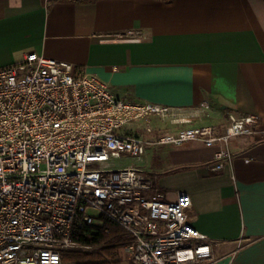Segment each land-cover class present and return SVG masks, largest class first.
Listing matches in <instances>:
<instances>
[{"label": "crops", "instance_id": "1", "mask_svg": "<svg viewBox=\"0 0 264 264\" xmlns=\"http://www.w3.org/2000/svg\"><path fill=\"white\" fill-rule=\"evenodd\" d=\"M127 30L144 38L107 36ZM27 52L68 61L121 99L176 108L178 128L258 114L255 134L230 139L231 165L212 170L213 148L187 141L152 177L168 200L190 194L207 264H264V0H0V67Z\"/></svg>", "mask_w": 264, "mask_h": 264}, {"label": "built area", "instance_id": "2", "mask_svg": "<svg viewBox=\"0 0 264 264\" xmlns=\"http://www.w3.org/2000/svg\"><path fill=\"white\" fill-rule=\"evenodd\" d=\"M107 36L144 38L140 30ZM176 110L121 99L96 75L36 52L0 67V264H74L69 253L98 248L82 241L84 229L105 222L128 235L119 248L128 264H207L211 248L190 223V194L168 200L149 172L110 159L140 157L153 142L199 141L213 148L211 169L219 171L232 163L230 139L255 134L260 117L229 112L221 128L138 135L152 129V118L182 124Z\"/></svg>", "mask_w": 264, "mask_h": 264}, {"label": "rangeland", "instance_id": "3", "mask_svg": "<svg viewBox=\"0 0 264 264\" xmlns=\"http://www.w3.org/2000/svg\"><path fill=\"white\" fill-rule=\"evenodd\" d=\"M133 124L138 125L139 122H134ZM129 126L131 127L132 125ZM151 126L152 129L150 131H143L141 127L137 129L138 135L148 140H157L164 131L174 132L179 125L174 124L170 119L160 120L158 118H152ZM188 143L191 144V142L182 145L153 142L146 145L145 152L142 156L137 157L130 153L122 152L119 156L111 158L110 164L112 167H123L128 164H135V166L150 172L153 176L157 174L159 166L168 167L174 161L173 153L176 154L182 148H185ZM121 253L119 251V256ZM121 261L124 262V259L121 258Z\"/></svg>", "mask_w": 264, "mask_h": 264}, {"label": "trees", "instance_id": "4", "mask_svg": "<svg viewBox=\"0 0 264 264\" xmlns=\"http://www.w3.org/2000/svg\"><path fill=\"white\" fill-rule=\"evenodd\" d=\"M84 230L86 236L82 241L96 245L98 248L91 251L71 252L67 259L74 264H123L119 258V248L128 241L129 237L121 227L105 222L96 232L90 229Z\"/></svg>", "mask_w": 264, "mask_h": 264}]
</instances>
